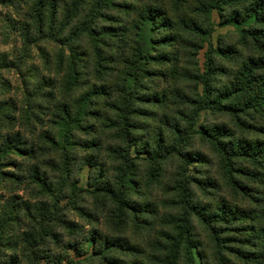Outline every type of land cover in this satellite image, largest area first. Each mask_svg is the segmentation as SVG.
<instances>
[{
  "label": "trees",
  "instance_id": "16d2710c",
  "mask_svg": "<svg viewBox=\"0 0 264 264\" xmlns=\"http://www.w3.org/2000/svg\"><path fill=\"white\" fill-rule=\"evenodd\" d=\"M196 2L203 14L217 11L221 25L234 26L239 40L216 48L209 42L204 73L180 71L176 54L163 53L178 34L165 0H0L6 30L21 44L0 53V75L14 70L21 83L19 96L0 101V264H39L52 244L79 256L85 255L79 244H91L93 255L73 264H196L202 245L195 222L214 244L212 263L206 254L199 257L204 264H235L233 257L263 263L264 230L256 225L264 218V0ZM180 24L195 38L205 34ZM151 64L164 70L156 74ZM153 75L176 84L169 93L140 94ZM215 75L226 77L216 88ZM176 78L194 83L195 93ZM204 110L229 120L216 118L197 132ZM197 138L218 156L232 193L247 190L244 179L257 182L252 196L260 213L245 214L225 199L218 207L198 202L197 189L211 192L218 184L207 171L189 173L194 164L212 162L195 149ZM133 147L145 156H133ZM84 166L90 188L78 185ZM162 183L170 194L168 213L130 197L142 199L145 189ZM74 210L86 224L70 218ZM131 228L155 232L150 262L124 236ZM53 258L54 264L66 261Z\"/></svg>",
  "mask_w": 264,
  "mask_h": 264
},
{
  "label": "rangeland",
  "instance_id": "374dc122",
  "mask_svg": "<svg viewBox=\"0 0 264 264\" xmlns=\"http://www.w3.org/2000/svg\"><path fill=\"white\" fill-rule=\"evenodd\" d=\"M167 16L171 18L172 20L175 21V28H177L178 34H177V39L176 41L173 42V46L170 48H167L166 51L163 53L169 54V56L174 57L176 56L177 59V64L176 66L177 69L181 71L182 68H187L189 70L193 71H199L201 73H204L206 71V53L210 47L209 42L213 44V47H219L221 44L226 46V45H232V44H237L238 43V38L235 37L236 28L232 25H221L220 24V17L217 11H213L212 14L208 17V15L203 14L200 9H198V5L196 0H165V3L163 5ZM10 12V11H9ZM8 12L0 6V53L2 52H8V53H14L20 46V42L18 40V36L13 33V32H8L6 30V18H7ZM135 18V17H134ZM132 21H129L128 23L130 24ZM182 25H190L193 27V25H196L197 27H200L203 31H205V34L200 33L199 36L195 38V36H192L191 34H186L183 33L181 30V24ZM189 28V27H185ZM206 29H211V35L208 36L206 33ZM202 42V46L199 50L194 47V44H191L189 41H197L199 42V38ZM184 41H187L186 44H184ZM123 44V43H120ZM158 53V52H156ZM246 54V53H245ZM37 64H40V58L38 57L35 61ZM217 64L221 63L217 59ZM224 66L228 65L227 62H223ZM151 71H156L155 73H159L164 70V68L160 67L157 64H151L150 65ZM152 77V78H151ZM150 78H147L142 85V88L140 89V94H148L151 95L153 93V90H167V88L172 89L176 84L175 83V78H171L168 84L164 83L161 81L159 77H156V75L151 76ZM215 79L212 81L213 87L216 88L218 85H220L221 81L225 80V76H220V75H215ZM150 80H154V83H151ZM178 81V84L183 87L184 90L188 92H192L193 94L195 93V85L194 83H184V82H179V78H176ZM4 81L7 82L10 86L9 88L4 87ZM156 85H159L158 87ZM21 83L19 80V77L17 76L16 72L13 71H1L0 75V101L3 98H8V97H17L19 96V93L21 92ZM169 93V91L167 90ZM203 85L199 84L198 86V93L203 94ZM216 118L219 119L220 122L225 123L229 120L227 116L221 115L219 117H216L215 114H212L211 112L207 111H202L200 113V116L196 122L195 126V131L203 132V126H210L214 124L217 120ZM152 125H155L157 121H151ZM146 138L148 136L144 134ZM241 136L248 138L254 137V133L250 132H244ZM195 144L194 147L195 149H201L204 154H206L211 160V163H208L206 165H202L200 163L194 164L195 166L190 167V174L192 173H197V175H200L202 171H207V173L210 174V179L211 182H215L218 184L217 190H211V192H202L200 189H197V200L198 202L203 205V206H215L218 207L220 204L219 202L222 199H225L229 202L231 206H236L237 209L241 212H244L245 214L250 212L252 213L251 215H256L257 214V206L255 202L253 201V196L257 193L256 189L259 188V185L257 182H253L251 180L244 179L243 181L247 185V190L246 191H239L238 193L234 194L231 192L230 188L226 184V178L222 173L221 170V165H220V160L218 156L215 154V152L212 150L211 147H208L206 145H202L200 139H195ZM132 155L133 156H138L142 155L145 156V154H139L137 152V149L135 147L132 148ZM140 170L144 169V162H140ZM169 171L170 167L168 166L167 168ZM195 169V171H194ZM205 169V170H204ZM251 170L254 171L253 166H251ZM79 184L80 186L84 188H90L89 184V178H90V167L84 166L80 175H79ZM141 179L145 181V177L142 175ZM164 181H168V178L166 177ZM146 193H148L147 196H141V198H138V196L131 195V199L133 201H140L144 204L148 203L151 205L153 208L154 207H159L160 208V213L163 214L168 213L170 210V204L168 200V196L170 195L168 193V189L166 187V184L162 183L160 185H155L151 187L150 189H145ZM152 192V194H151ZM216 193V194H212ZM167 199V200H166ZM67 204V199L64 198L62 201V205ZM260 213V210L258 211ZM71 214V219L74 221L78 222L79 224H86L87 222L79 216L77 211L74 210V212H70ZM261 220V223L257 224V228L260 230H264V218H258ZM245 225V224H244ZM155 226L157 228L160 226L158 225V222L156 221ZM241 225H238V228H240ZM87 229L88 226H87ZM102 228L100 227V230ZM111 229V227H110ZM118 231V230H117ZM195 232L198 236L199 243L202 245L200 246L199 250H197V260L196 264H204L203 260H201L199 257L202 255L205 256V254L208 256L207 258H210L211 263L213 262L214 259V244L210 238V233L204 229L199 223L195 222ZM116 233V231H114ZM146 232H135L134 229H129V232L126 233L124 236L127 237L133 244L136 246L140 247V249L143 251V258L146 262H150L151 256L150 253H152L153 249V244H155V232L148 231L149 235L145 234ZM232 233L241 236V232L239 230H235ZM70 235L68 236L66 242L69 240ZM81 246V252L84 253L85 255L79 256L78 253L74 249H68L65 251L63 247H57L55 244H52L47 251H44L46 254H41L42 256H46L45 258H42L39 260V264H54L51 262V258L54 259L53 257L55 256L56 258L59 256H64L66 258L65 262H62L61 264H73L69 262L70 260H73L74 262H79L82 263L83 260L87 259V257L93 255L94 249L92 248L91 244H79ZM237 249H243L242 246L240 245H235ZM68 254V256H66ZM115 256L124 259V254L122 252H119L115 254ZM232 262L235 264H254V263H248L242 259H239L237 257L231 258ZM82 261V262H81ZM182 264H192L189 260L184 259ZM56 262V260H55ZM57 264V262L55 263ZM84 264H98L97 262H87L85 261ZM150 264H153L150 262ZM214 264V263H213ZM218 264V263H217ZM264 264V260L263 263Z\"/></svg>",
  "mask_w": 264,
  "mask_h": 264
}]
</instances>
